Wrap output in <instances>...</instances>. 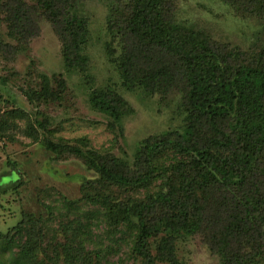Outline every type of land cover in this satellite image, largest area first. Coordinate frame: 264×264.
I'll return each mask as SVG.
<instances>
[{
  "label": "trees",
  "instance_id": "1",
  "mask_svg": "<svg viewBox=\"0 0 264 264\" xmlns=\"http://www.w3.org/2000/svg\"><path fill=\"white\" fill-rule=\"evenodd\" d=\"M88 1L0 0V55L16 57L42 23L50 24L66 69L84 76L91 106L124 137L132 106L113 88L93 86ZM95 1L107 10L105 52L123 88L162 99L181 93L183 124L145 138L129 161L83 147L86 138L54 141L48 119L21 107L0 112V139L13 141L17 120L24 119L26 136L57 160L69 154L94 174L83 181L79 199H65L75 212L79 202L87 205L85 222L66 219L75 228L71 238L59 241L44 214L23 211L15 226L0 231V264H101L113 247L86 248L93 220L105 221L108 233L133 237L130 255L139 264H187L178 245L191 237L220 264H264V48L255 53L216 38L207 18L190 14L195 6L183 4L188 0ZM213 1L256 21L264 35V0ZM40 77L38 87L25 90L28 101L59 100L66 80Z\"/></svg>",
  "mask_w": 264,
  "mask_h": 264
},
{
  "label": "rangeland",
  "instance_id": "2",
  "mask_svg": "<svg viewBox=\"0 0 264 264\" xmlns=\"http://www.w3.org/2000/svg\"><path fill=\"white\" fill-rule=\"evenodd\" d=\"M183 4L195 6V9L189 8L193 16L200 13L207 18L216 38H227L231 44L255 53L264 48V35L257 33L256 21L238 17L231 9L221 7L213 0H188ZM86 10L91 20L92 38L88 52L95 80L93 86L113 88L133 109L123 122L124 137L111 130L108 127L109 118L91 106L90 84L86 83L84 76L66 69L60 42L50 24L42 23L39 34L32 37L29 44L16 53V57L10 55L12 52L0 55V112L10 107H21L31 116L48 119L50 137L54 141L63 139L70 144H78L77 139L86 138L88 142L83 147L90 145L131 161L136 147L145 138L182 126V95L175 93L168 99H162L158 94L148 95L143 91L133 92L123 88L105 52L106 7L101 2L89 0ZM41 73L50 78L62 76L66 80L65 92L59 100L31 104L25 90L38 87ZM52 85L56 87L54 82ZM17 123L20 128L14 131L13 141L9 137L0 139V185L7 189L5 193L0 192V231L7 232L15 226L23 211L41 212L50 220L47 222L55 230L53 232L58 235V240L63 242L66 235L71 238L75 229L69 226L66 219L70 217L74 220L80 216L85 222L82 212L87 209V205L81 201V213L69 210L65 199H79L83 181L94 174L69 154L57 160L41 141L36 142L24 134L26 120H17ZM90 223L93 242H89L86 248L96 249L100 243L113 247L101 264H139L130 255L133 237H121L117 230L108 233L109 226L103 220ZM178 255L187 264H220L219 258L202 244L199 237L180 242ZM61 262L64 264L63 259Z\"/></svg>",
  "mask_w": 264,
  "mask_h": 264
}]
</instances>
